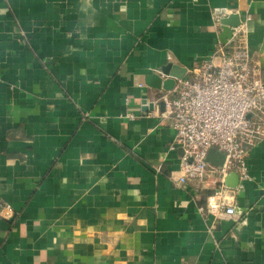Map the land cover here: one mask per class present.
Returning a JSON list of instances; mask_svg holds the SVG:
<instances>
[{
	"label": "crops",
	"instance_id": "1",
	"mask_svg": "<svg viewBox=\"0 0 264 264\" xmlns=\"http://www.w3.org/2000/svg\"><path fill=\"white\" fill-rule=\"evenodd\" d=\"M218 10L264 82V0H0V264H264V138L235 214L214 218L197 208L223 154L177 187L171 121L143 116L164 91L147 76L221 44Z\"/></svg>",
	"mask_w": 264,
	"mask_h": 264
},
{
	"label": "built area",
	"instance_id": "2",
	"mask_svg": "<svg viewBox=\"0 0 264 264\" xmlns=\"http://www.w3.org/2000/svg\"><path fill=\"white\" fill-rule=\"evenodd\" d=\"M227 16V10H218L212 12L211 19L220 26ZM243 29L242 23L231 29L226 43L216 44L210 56L185 68L171 90L144 102L145 107L152 104L153 108L143 116L168 119L175 131L172 148L179 149L181 156L171 179L173 185L203 181L209 168L208 152L215 149L223 154V165L215 171V189L197 208L198 213L214 218L235 214L234 193L250 181L246 164L249 148L264 138V82L243 46ZM157 73L165 79L161 71ZM161 104L163 112L158 116L153 109ZM125 116L133 118L131 113ZM231 172L238 177L235 190L224 184ZM13 216L12 207L0 200V220L10 221Z\"/></svg>",
	"mask_w": 264,
	"mask_h": 264
},
{
	"label": "water",
	"instance_id": "3",
	"mask_svg": "<svg viewBox=\"0 0 264 264\" xmlns=\"http://www.w3.org/2000/svg\"><path fill=\"white\" fill-rule=\"evenodd\" d=\"M228 16L220 21L221 25V44H225L226 41L231 37V29L236 28L240 25L239 16L234 14L233 11H227ZM185 68L178 66L167 64L162 69L161 72L165 75V79L161 78V76L152 74L146 77V84L157 91H169L172 89L174 85V80L179 79L185 73ZM147 110H152V104H149ZM161 110H163V105H160Z\"/></svg>",
	"mask_w": 264,
	"mask_h": 264
}]
</instances>
